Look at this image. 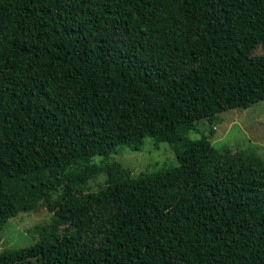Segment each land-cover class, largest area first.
I'll list each match as a JSON object with an SVG mask.
<instances>
[{
	"label": "trees",
	"instance_id": "1",
	"mask_svg": "<svg viewBox=\"0 0 264 264\" xmlns=\"http://www.w3.org/2000/svg\"><path fill=\"white\" fill-rule=\"evenodd\" d=\"M260 47L264 0H0V232L67 181H109L48 202L0 264H264V159L189 136L264 100ZM148 137L178 165L92 162Z\"/></svg>",
	"mask_w": 264,
	"mask_h": 264
},
{
	"label": "rangeland",
	"instance_id": "2",
	"mask_svg": "<svg viewBox=\"0 0 264 264\" xmlns=\"http://www.w3.org/2000/svg\"><path fill=\"white\" fill-rule=\"evenodd\" d=\"M258 52L264 53V47H260ZM197 127L198 129L191 131L189 136L197 139L203 134L208 135L211 142L226 156H232L237 150L246 149L257 153L264 159V100L247 109L235 108L221 113L215 125L202 119ZM211 129L214 133H211ZM117 152L110 157L94 156L92 162L107 165L118 161L134 177L179 163L176 152L169 142L157 143L152 137L146 138L141 150L125 147ZM108 183L105 171L98 173L85 184L65 182L58 191L40 201L34 210L23 211L10 219L0 232V252L4 249L33 245L38 241L39 227L52 222L53 213L47 206L48 202L71 194L96 191L107 186Z\"/></svg>",
	"mask_w": 264,
	"mask_h": 264
}]
</instances>
